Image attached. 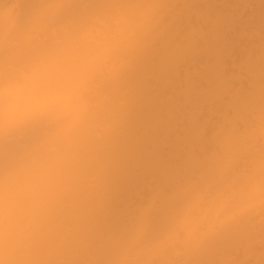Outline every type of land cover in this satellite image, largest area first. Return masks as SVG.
Instances as JSON below:
<instances>
[{"label": "clouds", "instance_id": "9594fccd", "mask_svg": "<svg viewBox=\"0 0 264 264\" xmlns=\"http://www.w3.org/2000/svg\"><path fill=\"white\" fill-rule=\"evenodd\" d=\"M0 264H264V0H0Z\"/></svg>", "mask_w": 264, "mask_h": 264}]
</instances>
